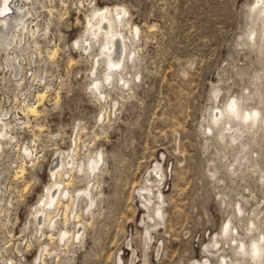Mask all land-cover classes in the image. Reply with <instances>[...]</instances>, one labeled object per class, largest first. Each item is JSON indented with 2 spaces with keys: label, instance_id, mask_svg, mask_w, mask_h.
I'll use <instances>...</instances> for the list:
<instances>
[{
  "label": "rangeland",
  "instance_id": "374dc122",
  "mask_svg": "<svg viewBox=\"0 0 264 264\" xmlns=\"http://www.w3.org/2000/svg\"><path fill=\"white\" fill-rule=\"evenodd\" d=\"M258 1H32L35 35L13 44V67L0 48V115L16 138L0 150V264L258 263L251 252L264 237ZM107 9L127 12L126 27L114 26L128 48L122 54L117 39L113 58L123 57V70L110 86L106 38L95 44L90 36L91 22ZM89 38L93 49L85 51ZM235 100L242 113L236 120L228 112ZM28 106L39 116L27 115ZM254 109L258 122H242L239 129L250 131L234 143L225 128ZM61 154L60 179L51 171ZM58 187L76 200L69 224L59 209L56 229H42L36 212ZM87 189L92 207L82 195ZM62 230L70 233L66 241Z\"/></svg>",
  "mask_w": 264,
  "mask_h": 264
},
{
  "label": "bare ground",
  "instance_id": "6f19581e",
  "mask_svg": "<svg viewBox=\"0 0 264 264\" xmlns=\"http://www.w3.org/2000/svg\"><path fill=\"white\" fill-rule=\"evenodd\" d=\"M32 1H34V0H31V3H29V0H7V4H5V0H0V48L3 52H5L7 54L6 62H7V65L10 67H13L14 63H15V59L13 58V56L11 57V55H10V51L14 50L12 48L13 44L17 45L19 41H21L22 39H26L27 38L26 35H29L30 32L32 33V37L35 35V32L33 30L29 31V29H30L29 23L31 24V20H32V19L30 20L29 16H31V14H33L31 11L34 9V8L32 9L31 6L35 5V7H36V3L33 4L34 2H32ZM258 2L260 4L258 12H259V14H264V2L262 0H259ZM27 5H28V7H27ZM5 8L7 9V11H5ZM34 12H36V11L34 10ZM98 13H99L98 17L100 18V20H99V22L97 21L95 24H93L91 22V29H92L91 31L92 32H91L90 36L93 37V39L97 40V42H95V44L98 43L100 37L106 38L105 44L103 43L104 49L102 52L105 55V57L107 58L106 60L109 61V66H107L108 67L107 71L108 72L110 71V72L105 76V80L107 82V85L110 86L113 84L114 79H116L115 77H116L117 72L120 70H123V63H124L123 57H120L119 59L113 58L114 52L118 46L116 43V41L118 42L117 39L119 38L120 40L122 39L121 41H123L122 42V48H120V49H122L121 50L122 54L124 52H126V50L128 48V45L126 44V41H125L127 38L124 36L123 30L119 31L117 33V31L116 32L114 31V26H115V23H117V21H118L119 23H117V24H120L121 27H124V28L126 27V25H122V24H124L125 15L127 12H126V10H119V9L116 10V12H114L113 10L107 9L106 11L101 10ZM258 20H260V19H256V21H258ZM263 31H264V29H263ZM21 32L23 33V35H21ZM25 33H27V34H25ZM253 38H255V32H251V34H250V39L252 40ZM255 40L256 39L253 40L254 44L257 43ZM82 47L84 48L85 51L93 49V44L91 42V39L90 38L87 39L83 43ZM21 51H25V50H21ZM14 52H15V50H14ZM55 54L56 53L54 52L52 57L55 56ZM103 54H102V56H104ZM18 67H20V66H18ZM21 72H22V70H21ZM19 74H18V76H19ZM117 78H118V76H117ZM119 81L122 82L124 86L128 85V83H129V81L127 82L126 79L121 75L119 77ZM101 88H104V87H101L99 84L96 86V89L99 92L101 91ZM46 97L47 96H46L45 92L39 93L37 96V98L40 100V102H43ZM243 100H246V99H244V97H243ZM240 110H241V108L238 107V103L236 100L231 102L228 106V112L233 115L235 120L238 118L240 119V115H238ZM249 111H251V110H249ZM243 113H245V114L242 117L240 123H238V125L236 127L230 126L228 128H225V131L227 133H234V135H236V136L232 137L234 143H236L237 141L242 139L244 137V133H249V131H250V127H245L244 129H239V126L241 125L242 122L245 123L246 120L248 119L250 121V123L252 124V126L255 125L256 122H258L257 117L259 116V111L257 109H254L251 112H247V113H246V111H243ZM26 114L32 115V116H39L38 107L28 106L26 109ZM221 116H222L221 114L218 115V117H221ZM262 120L264 121V119H262ZM11 124L12 123L8 119L5 118V115H2L0 117V150H2V151L5 147L4 142L6 143L8 138H11L14 140L16 139L13 137V128H12ZM225 135L223 133L219 137H221V139H223V138L225 139ZM9 142H11V141H9ZM26 150L29 151L27 148H26ZM60 158H61V161H60L59 165L57 167H55V169H53L51 172L54 176H58L61 179L62 174H61L60 170H62V168L65 166L66 163H65L64 155L61 154ZM99 165H100V162L98 159L93 161L92 168H91L92 173H95L99 169ZM82 170L83 169H81V171ZM24 172H25V170L22 169L20 173L23 175ZM66 186L70 187L71 183L66 184ZM53 189L54 188H49L47 190L48 198H47V200H43L40 203V207L42 205L43 208L38 209L36 212V219L39 221L42 219V223L40 224L42 229L47 224H49L48 229L51 231L55 230L59 224V222L57 221L58 215H56V211L59 209H64V211H65L64 215H63L64 225L67 226L69 224L70 219H69L68 212L70 211V209H72L71 207L75 204V201H76L75 197L71 196L68 192L65 193V191L62 190L61 187L54 189V191H53ZM143 190H145L147 192L148 189L143 188ZM149 191H151V190L149 189ZM82 195L90 201V203H91L90 207H92L93 206L92 191H89L87 189V190L82 192ZM79 198L80 197H78L77 199H79ZM66 199L70 201V204L65 203ZM239 211H241V210H239ZM76 218H77V220L80 219V215H78ZM60 232H61L60 238L64 241H66V238L69 236L70 233L68 231H65V230H62ZM76 234L79 235L80 231L75 232V234H73V237L76 236ZM50 240L54 241L53 234L51 235ZM261 240H264V237L260 238L259 240H256L252 245L253 246L252 251H251L252 256H253V259L258 262L257 264H261L259 262L260 257L262 254H264V247L260 246ZM242 247L244 249V246H242ZM45 253H46V255H48L50 253L48 246L45 247ZM50 255L51 254H49V256ZM41 261H43L42 262L43 264H46V258L41 260ZM195 264H200V263H195ZM204 264H208V261H206ZM225 264H227V263L225 262ZM235 264H237V262Z\"/></svg>",
  "mask_w": 264,
  "mask_h": 264
},
{
  "label": "snow or ice",
  "instance_id": "6c2138e0",
  "mask_svg": "<svg viewBox=\"0 0 264 264\" xmlns=\"http://www.w3.org/2000/svg\"><path fill=\"white\" fill-rule=\"evenodd\" d=\"M5 4H7V0H5ZM5 11H7V9L5 8Z\"/></svg>",
  "mask_w": 264,
  "mask_h": 264
}]
</instances>
